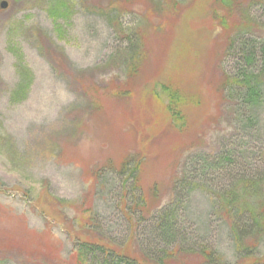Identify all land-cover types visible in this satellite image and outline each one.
<instances>
[{
  "label": "rangeland",
  "instance_id": "rangeland-1",
  "mask_svg": "<svg viewBox=\"0 0 264 264\" xmlns=\"http://www.w3.org/2000/svg\"><path fill=\"white\" fill-rule=\"evenodd\" d=\"M1 1L7 5L0 7V241L10 250V255L0 254L2 264L26 259L17 255L20 245L33 248L28 235L42 230L62 259L76 238L94 240L96 231L83 223L85 207L99 214L102 233L121 240L127 224L118 211L111 177L98 182L92 175L108 159L118 163L132 154L143 159L140 184L147 208L153 209L170 199L188 156L201 150L213 153L230 137L238 141L243 136L214 92L224 40L211 14L213 0H182L177 11L172 5L157 32L150 27L159 20L147 15L146 3L133 4L130 9L144 16L147 33L144 59L134 76H128L129 63L118 60L108 68L96 66L113 44L105 22L88 12L103 0H64L65 18L48 10L59 7V0ZM58 50L62 61L55 58ZM163 83L183 96L182 131L170 122L165 94L160 93ZM123 89L129 94L119 95ZM260 118L256 128L262 136L253 130L248 139L253 159L248 163L254 168L264 161V113ZM257 170L264 172V165ZM45 193L64 201L52 210L43 200ZM212 202L210 187L198 185L182 204L186 225L228 262L251 264L236 259ZM15 230L13 242L6 244ZM263 249L264 239L257 255Z\"/></svg>",
  "mask_w": 264,
  "mask_h": 264
},
{
  "label": "trees",
  "instance_id": "trees-1",
  "mask_svg": "<svg viewBox=\"0 0 264 264\" xmlns=\"http://www.w3.org/2000/svg\"><path fill=\"white\" fill-rule=\"evenodd\" d=\"M63 1L59 0V7L48 9L54 17H67L68 7ZM135 3H146L147 15L159 20L157 23L153 21L150 27L157 32L163 28L162 22L169 8L174 5L177 11L183 1L103 0L87 9L101 18L113 33L112 51L97 67L108 68L118 60L129 63L128 76L137 74L144 59L141 50L147 33L142 28L143 21H146L144 16L130 9ZM251 10H261V14L252 13L254 17H251ZM211 14L224 40V56L219 63L220 80L214 92L218 104L221 103L224 112L236 120L243 136L238 141L232 140L237 137H230L213 153L201 150L188 156L180 176L172 184L170 199L153 209L147 208L146 195L140 184L143 159L136 154L118 163L108 159L101 167L95 168L92 175L98 182L111 177V190H115L118 211L127 224L123 238L115 241L102 233V223L97 219L99 214L85 207L83 223L96 231L94 240L76 238L69 255L62 259L45 239L48 232H35L28 235L33 248L25 242L20 245L17 255L26 259L21 258L17 264H233L224 259L211 242L197 236L186 225L182 204L200 184L210 187L213 192V211L228 229L236 259L264 264V249L261 255H257L259 242L264 239V172H258L257 168L264 165V161L254 168L248 163L253 159L250 160L247 151L250 132L257 130L262 136L256 126L264 113V0H213ZM232 17L240 19V23H233ZM55 58L64 60L60 50L55 53ZM109 72L111 70L106 74ZM159 87L160 93L165 94L173 129L182 131L186 126L180 108L183 96L169 83ZM128 94V89L119 93L121 96ZM151 193L157 195L156 187ZM44 196L43 200L52 210L64 201L48 193ZM2 215L3 211L0 217ZM15 235L17 230L8 234L6 244H11ZM4 242L0 241V254H9ZM187 256L199 259L196 261L192 257L190 261H177Z\"/></svg>",
  "mask_w": 264,
  "mask_h": 264
},
{
  "label": "water",
  "instance_id": "water-1",
  "mask_svg": "<svg viewBox=\"0 0 264 264\" xmlns=\"http://www.w3.org/2000/svg\"><path fill=\"white\" fill-rule=\"evenodd\" d=\"M6 5H7V3H6L5 1H1V2H0V7H1V8H5Z\"/></svg>",
  "mask_w": 264,
  "mask_h": 264
}]
</instances>
